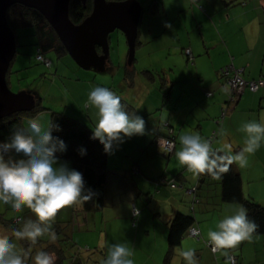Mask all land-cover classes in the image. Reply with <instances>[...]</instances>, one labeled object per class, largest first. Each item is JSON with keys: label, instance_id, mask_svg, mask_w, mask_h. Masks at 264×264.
Listing matches in <instances>:
<instances>
[{"label": "crops", "instance_id": "crops-1", "mask_svg": "<svg viewBox=\"0 0 264 264\" xmlns=\"http://www.w3.org/2000/svg\"><path fill=\"white\" fill-rule=\"evenodd\" d=\"M161 1L164 12L153 17L147 12L150 0L143 1V14L147 12L150 20L147 30L145 29V32L140 30L139 33L138 40L141 45L139 47L136 45V52L140 51L141 54L139 57H136L135 54L131 62L128 55L125 67L123 68L122 63L117 67L123 71V80L119 87L121 99L125 100L131 108H135L138 114L144 118L149 117L150 120L146 122L148 130L146 135H150V137H146V135L131 137L136 140V144H131V142L130 146L120 144L114 150L113 154L109 156L108 165L112 170L107 182V207L111 208L114 216L112 220H107L106 224L121 220L122 217L119 216L124 212L129 216L131 214L133 219L132 209L137 207L141 210L139 221H137L138 225L135 228L132 224L130 228L135 229L134 237H140L141 231L150 233V237L153 233L155 234V237L150 239V264H165L169 250L168 222L178 212L190 213L189 201H191V197L185 190L191 188L198 181V177H193L186 167L178 163L175 154L168 161L173 162L176 166L175 170L173 169L170 173L165 167L167 166L165 160L162 164L157 162L161 157L158 151L159 149L163 150L157 139L159 135L166 134L163 123L170 120V123L178 128L176 151L181 147L178 139L180 135L199 133L202 138L208 139L217 131L218 138L213 142L212 147L219 149L227 139L233 144L235 152L239 151L244 140V134L238 130L240 126L249 120L259 121L264 115V88L257 93L246 90L244 94L241 93L242 96L235 108L231 106L222 126L216 124L221 109L227 101L224 81L218 74L221 67L234 65L237 70L244 69L243 74L247 80L264 77V25L262 23L264 0H258L256 5L253 2H257V0H248L249 2L247 1L245 5H236L231 8L226 7L225 0ZM253 22L259 27V35L255 45L250 47L245 27L252 25ZM166 24H170L171 27H166ZM187 48H190L194 55L192 62L185 54ZM141 59H143V66L138 68ZM110 64L114 65L108 60L107 66ZM129 72L135 75L133 85H130L126 80ZM149 72L155 76L153 80L149 79ZM142 75L154 84L159 79L160 84L156 83L157 88L150 90L148 96L144 92V94H138L135 97L131 95V92L137 90V77H142ZM144 78H139V83H143L141 79L144 80ZM107 86H110L113 92L117 90L116 86ZM93 87V83L85 86V102ZM167 91L170 92L169 96L165 93ZM205 92L212 93L213 96L208 97ZM141 98L143 99L141 103H137V100ZM170 108H173L172 118L170 117ZM88 110H93V113H96L94 108L88 107ZM93 117L97 119L96 115ZM90 119L93 120L91 117ZM42 128L44 127L42 126ZM222 130L228 133L227 137L220 135ZM141 139H147L150 142L149 144L144 143L147 150L150 149V165H147L145 161H140L137 166L140 170L139 179H134L132 178V169L131 172L125 169L133 158L127 162L123 159L125 151L133 152L134 156L138 153L139 147L142 146L139 141ZM147 150H144L145 154ZM114 156L120 157V160L112 163ZM59 162L66 161L59 160ZM67 163L72 167L69 162ZM133 167L134 165L131 168ZM236 167L242 176L245 194L251 195L264 206L261 197H257L260 196L259 185L252 190L249 181V186L246 187V180H251L248 178L250 171L264 173V141L261 142V147L255 153L249 155L246 167L240 168L238 165ZM164 173L168 175L182 174L181 181L184 182L185 187L164 188L159 196L152 197L149 202L150 211H148L149 207H147L143 195L154 193V184L159 177L165 175ZM260 187L264 190V185L260 184ZM207 192L205 193L207 194V206L196 208L194 211L195 227L202 235V239L197 240L186 236L182 245L177 248L193 250L198 264H229L227 259L230 254L238 256L241 264H264V235L252 236L250 240L242 241L233 248L222 249L217 255L208 249L205 244V240H208V231L216 230V225L226 211L227 214H232L237 208L234 204L221 202L219 188L216 189L215 194H211L210 190ZM141 199H144L145 204H141ZM123 203L127 205L120 208ZM147 215H150V225L148 226L146 225ZM104 218L103 213L102 219ZM103 230L107 232V238L110 230L112 234L111 243L108 239H101L107 247L113 244L118 239L117 237L122 236L119 226L110 228V230L104 226ZM74 236L73 238H75ZM78 241L80 240L78 239ZM177 248L174 249L171 261ZM145 260L146 262L138 264H147L149 260Z\"/></svg>", "mask_w": 264, "mask_h": 264}, {"label": "clouds", "instance_id": "clouds-1", "mask_svg": "<svg viewBox=\"0 0 264 264\" xmlns=\"http://www.w3.org/2000/svg\"><path fill=\"white\" fill-rule=\"evenodd\" d=\"M166 27H171L166 24ZM248 44L254 46L259 35V27L253 22L245 27ZM86 106L96 110L97 120L91 128L90 139L98 140L106 154L133 136L147 134L146 121L138 112L130 113L121 103V97L111 89L94 86L87 95ZM60 126L49 124L42 128L37 120H31L25 128L15 130L7 141L0 142V206H8L13 212L30 210L29 217L18 229H13L17 240H27L35 244L46 234L56 238L52 224L60 209L92 199L96 193L86 187L83 173L71 168L67 162H59L57 153L67 150V144L53 132ZM244 134L243 145L233 151V144L227 139L219 149H213L208 139L199 133L183 134L178 137L181 145L175 156L178 163L186 167L193 177L207 173L220 178L235 163L240 168L248 165L249 155L255 153L264 141V115L259 121L249 120L238 129ZM221 136L227 137L224 130ZM11 153L21 159L13 162L5 159ZM78 154L87 155V149L80 147ZM135 216L138 208L132 209ZM258 226L249 219L247 209L240 206L232 214L223 215L216 230H209L208 241L215 252L229 249L240 242L250 240ZM101 247L104 244L101 243ZM33 264H55V257L45 250H37L32 257ZM0 264H27L24 249L7 236L0 237ZM100 264H134L132 252L124 243L108 246L107 254ZM171 264H198L193 250L176 249Z\"/></svg>", "mask_w": 264, "mask_h": 264}, {"label": "trees", "instance_id": "trees-1", "mask_svg": "<svg viewBox=\"0 0 264 264\" xmlns=\"http://www.w3.org/2000/svg\"><path fill=\"white\" fill-rule=\"evenodd\" d=\"M110 1V0H109ZM149 9L147 10L150 16H158L164 12L163 3L161 0H150ZM245 0H225V5L227 8H231L236 5H245ZM93 9V0H88L85 4L80 0H72L69 6L70 18L75 24H80L83 22L92 12ZM264 9V7H263ZM144 12V10H143ZM264 14V10L262 11ZM143 16V14H142ZM7 19L10 24V27L14 31L15 35L18 29L31 28L34 31L33 37L35 40V46L37 49V59L41 63L46 64L45 60L39 58V56L44 59L51 61V66H53L52 60L48 57L49 53H55L58 59L69 56L64 45L60 41L58 35L48 23L45 17L37 10L25 7L20 4H15L10 7L7 11ZM142 19V17H141ZM262 23L264 25V15ZM140 27V26H139ZM140 33V29H139ZM139 38V34H138ZM17 48H18V37L16 36ZM137 47L141 45V42L137 39ZM191 51V54L188 51ZM101 52V51H100ZM18 54V52H17ZM16 54V55H17ZM185 54L188 56L190 62L193 61L194 55L190 48L185 50ZM110 58V57H109ZM108 58V60H110ZM60 63V62H59ZM233 63V62H232ZM46 66H48L46 64ZM49 67V66H48ZM240 71L239 75L242 81L245 83L243 88L233 89L231 81L234 79L236 72ZM244 69L237 70L234 65H225L218 70L220 78L224 81V89L227 95V101L225 106L221 109L220 116L216 121L218 126H222L225 121V118L228 116L231 106L235 108L238 104L239 99L242 94L247 91L251 93H257L262 88H264V77L259 79L247 80L244 77ZM146 72V71H145ZM148 76L150 80H153L155 76L151 72ZM9 74V72H8ZM7 74V80H8ZM134 74L131 72L128 73L126 80L133 85ZM8 82V81H7ZM259 83V87L256 90L251 88V83ZM93 86L95 84L93 83ZM111 88L110 86H105ZM114 93L118 95V92L114 90ZM169 96L170 92H165ZM206 96H213L212 93L205 92ZM242 93V94H241ZM36 99V98H35ZM122 105L125 107V110L133 113L137 112L135 108H131L128 103L121 99ZM234 105V106H233ZM166 107V106H164ZM46 110L43 107L41 99H36V105L33 110L23 113H18L11 115L9 117L3 118L0 120V142L7 141L12 133L17 129H22L27 126L31 120H37V117ZM173 108H170V117L172 118ZM30 119V120H28ZM50 124L53 126L58 124L60 126L59 132H53V135L61 137L67 144V150L63 153H57L59 160H63L71 163V168L77 169L83 173L84 180L86 182V187H90L96 195L90 199L83 201L78 204H73L65 206L62 209L70 208L71 218L70 221H59L54 220L52 224V229L56 234V238L53 240L48 234L44 237L38 239L35 244L30 243L27 240H20L23 244L24 251L26 253L27 264H33L32 257L35 255L37 250H45L52 253L55 257V264H66L68 260L72 259L73 264H90L91 260L89 258L98 257V262L106 257L107 254V245L104 244V247H101L102 240H98V246L94 249L81 248L74 240V232L70 230L71 223L75 216H83L86 225L88 226L87 219L91 218L92 222L95 224L100 219L102 220L103 213L107 208V182L109 174L111 173V168L108 165L109 154H106L103 149V145L99 143L98 140L90 139L91 136V127L83 123L79 118L68 115L64 112L52 113ZM163 127L166 129L165 135H159L157 140H170L175 144V147L172 151L168 152L165 149L164 152L166 155L171 158L177 150V134L178 128H176L170 120L163 123ZM218 138V132L215 131L211 136L208 137L211 147L213 142ZM80 147H85L87 149V155L81 157L78 154V149ZM215 149V147H212ZM5 159H10L13 162L21 159V157L14 156L11 153L5 154ZM136 166L132 168L133 175H137L138 171L134 170ZM182 174L178 175H162L157 179V182L154 184L155 188L153 189L154 193H145L143 198L145 202H150L153 196H159L162 193L164 188H177L184 186L181 181ZM216 186V189H220L221 202L223 204H234L243 206L247 209V214L249 219L253 220L258 226L252 236L264 235V206L257 201L251 195L245 194L243 189V179L237 169L235 163H233L227 172L221 174L220 178H213L211 175L204 173L198 177V181L191 187L186 188L185 192L188 196L191 197L190 213L178 212L174 217L168 222L169 234H168V244L169 250L165 264H171V257L174 253V249L182 245L183 240L186 236H190V230L196 225V217L194 214L195 209L205 208L207 206V190H210L211 194L213 193L211 189V184ZM185 187V186H184ZM215 189V191H216ZM158 191V192H157ZM209 193V192H207ZM154 194V195H153ZM135 208V207H134ZM137 208V207H136ZM62 209L58 211L57 214L62 213ZM24 215H19L14 217L11 221H1V225L6 229H9L13 235V229H18L24 220L29 217L34 218V215L25 208ZM140 214H141V210ZM139 216L133 214V225L136 227ZM90 224V222H89ZM88 228V227H87ZM14 237V236H13ZM15 238V237H14ZM197 240L202 239V235L193 237ZM101 242V243H100ZM105 243V242H104ZM205 244L208 249L214 254L217 255L221 252L222 249L213 251L208 240H205ZM233 257L236 262L231 261ZM229 264H241L238 256L230 254L228 257Z\"/></svg>", "mask_w": 264, "mask_h": 264}, {"label": "rangeland", "instance_id": "rangeland-1", "mask_svg": "<svg viewBox=\"0 0 264 264\" xmlns=\"http://www.w3.org/2000/svg\"><path fill=\"white\" fill-rule=\"evenodd\" d=\"M110 1H123V0H110ZM138 1L141 3L142 6H144L143 1L145 0H138ZM245 1L247 3L248 0ZM257 3L258 0L257 2H253V4L255 5ZM143 15L144 16H142L139 27L141 31H144L145 29L147 30L148 21L150 20L148 19L147 12ZM33 34L34 31L31 28L18 29L16 32V36L18 37V41H19L17 48L18 54L16 55L13 63L10 66L8 80H7L8 87L14 94L27 93L33 95L37 100L38 99L42 100L43 107L46 110H44V112L41 113L39 117H37V120L41 124V126H43L45 129L50 124L51 114L54 112L55 113L64 112L68 115L79 118L83 123L93 128L97 120L96 118L93 117L94 115H96V113H93V110L89 111L88 107L86 106L85 86L91 85L92 83H94L95 86H103V87L107 85H111L114 87L116 86L117 88L116 91L118 92V94H120V97L122 96L119 87H120V82L123 80V76H122L123 71L121 68L119 69L117 67L119 66L120 63H122L124 68L125 63L128 61L129 46L125 34L119 30H116L114 33L111 34L109 62L113 63L114 65L113 66L111 64L108 65L106 70L103 72H99L96 70H90V71L83 70L74 62V60L70 56H66L63 57L62 59H58L55 53L48 54V57L54 63L53 66L52 67L46 66V64L41 63L37 59V49L36 46L34 45L35 37H33ZM140 54H141L140 51H137L136 57H139ZM147 64L148 62L146 63V65ZM160 65H162L161 62ZM142 66H143V59H141L140 64L137 67L141 68ZM137 67L136 69H138ZM78 75L80 77V80ZM144 77L145 76L143 75L142 77L140 76L137 77L138 88L136 91H132L131 95L137 97L138 94H144L145 92L148 96L150 94V90L157 88L156 83L160 84L159 79H157L156 83L154 84L151 83L149 79L146 80ZM139 78H144V80L141 79L143 83H139ZM142 100H143L142 98L138 99L137 103H141ZM131 101H133L132 98ZM139 111H141V109H139ZM89 114L92 116H90ZM90 117L93 120H91ZM144 119L146 122L150 120L149 117H146ZM146 137H150V135H146ZM126 140L127 142H124L121 145L125 144V146H130V142L131 144L137 143L136 140L132 138ZM139 141L142 146L139 147L138 153L134 156L133 152L128 153L125 151V155L123 159L127 162L133 158L132 162L128 164L130 166L128 167L127 165L125 169L130 171L132 169L131 168L132 165H134L136 166L134 170H137L138 174H140V170L138 169L137 166L140 161H145L147 165H150V156H149L150 149L147 150V146L144 145V143L149 144L150 142L147 139H141ZM159 146L162 149H164L161 146V142H159ZM144 150H147L146 154ZM158 152L161 157L157 160V162L162 164L163 161L165 160V163L167 165L165 167L168 168L169 173L173 169L175 170L176 168L175 164H173V162H168L170 158L166 155V153L161 149H159ZM119 160L120 157L118 158L114 156V158H112V163L118 162ZM235 165L237 166V164ZM134 173L136 172L134 171L133 174ZM248 175H249L248 178H250L251 180H246V187L249 186V181L251 182L250 184L252 190L259 185L260 196L257 197H261L260 199H262V201L264 202V190L261 189L260 187V184L264 185V173L262 171H250ZM132 176H133L132 178L134 179H139L138 177H134L135 175ZM165 176L168 177V174H165ZM210 187L214 193L216 189L214 183L211 184ZM143 191L145 192L146 189ZM140 202H142L141 204H145L144 199H141ZM146 204L147 207H149L147 208V210L150 211V203L146 202ZM123 205L126 206L127 204L123 203L120 206V208H122ZM235 207L238 209L240 206L235 205ZM24 210L22 212L17 213V212H13L8 206H0V220H3L5 222L11 221L13 220L14 217H17L19 215H24L25 213ZM62 210L63 211L61 214L59 213L56 215L55 220H57V222L59 221L65 222L72 220L70 208H66ZM113 216L114 214H112L111 208L109 209L107 207L104 211L105 218L102 220L99 219L96 224L92 222L91 218H89L87 219L88 226L86 225L84 217L82 215L75 216L70 226V230L73 232L75 231L74 232L75 242L81 248L88 247L89 249H94L95 247H97L98 246L97 243L99 239H108L111 243L112 234L110 228L119 226L121 229L122 236L117 237L118 239L115 240L114 243L124 242V244L132 252V259L134 263L138 264L143 261L146 262L145 259H147L149 260L147 264H150V239L155 237V234L153 233L150 237V233L141 231L142 234L140 237H134L135 229L130 228V226L133 224L134 221V219H132V215L131 214L130 216L126 215V212H124V214L119 216L122 217L121 220H117L115 221V223L110 222L106 224L107 220L110 221L113 219ZM146 221H147L146 225L147 226L150 225V215H147ZM1 224L2 223L0 221V225ZM21 225L22 224H19V226ZM104 226H107L108 230H110V232L108 233L109 235L108 238H107V232H104L103 230ZM3 236H7L10 240L15 242L17 244L18 250L21 248L24 249L21 241L14 238L9 229L0 226V237ZM78 239L80 241H78ZM209 256L211 257V255ZM89 259L91 260L90 264H100V261L98 262L97 256H95L94 258L91 257ZM66 262H67L66 264H73L72 259Z\"/></svg>", "mask_w": 264, "mask_h": 264}, {"label": "water", "instance_id": "water-1", "mask_svg": "<svg viewBox=\"0 0 264 264\" xmlns=\"http://www.w3.org/2000/svg\"><path fill=\"white\" fill-rule=\"evenodd\" d=\"M72 0H0V120L34 109L36 99L27 93L14 94L7 74L17 54L16 35L7 19L15 4L39 11L52 26L69 56L83 70H106L110 57V36L123 32L129 46V60L134 59L143 6L138 0H93L91 14L75 24L69 13ZM86 3L88 0H80ZM101 51V52H100Z\"/></svg>", "mask_w": 264, "mask_h": 264}, {"label": "built area", "instance_id": "built-area-1", "mask_svg": "<svg viewBox=\"0 0 264 264\" xmlns=\"http://www.w3.org/2000/svg\"><path fill=\"white\" fill-rule=\"evenodd\" d=\"M189 54H191V51L189 50L188 51ZM40 59L42 60H45L46 64L50 67L51 66V61L50 60H47V59H44L43 57L39 56ZM240 71H237L236 72V75L234 77V79L231 81V85L233 87V89H242L243 86H244V82L242 81L240 75H239ZM259 87V83H251V88L253 90H256L257 88ZM159 142H161V146L168 152L172 151L175 147V144L170 141V140H160ZM200 232L197 231L196 227H193L191 230H190V235L193 236V237H196L199 235ZM210 244V243H209ZM217 251V250H216ZM231 261L233 263L236 262V260L231 257Z\"/></svg>", "mask_w": 264, "mask_h": 264}]
</instances>
